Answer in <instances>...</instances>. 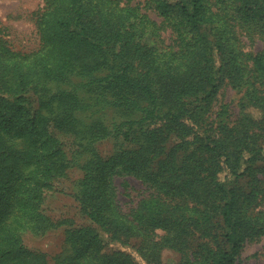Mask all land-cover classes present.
Here are the masks:
<instances>
[{
    "label": "trees",
    "instance_id": "obj_1",
    "mask_svg": "<svg viewBox=\"0 0 264 264\" xmlns=\"http://www.w3.org/2000/svg\"><path fill=\"white\" fill-rule=\"evenodd\" d=\"M144 2L176 33L177 45L146 42L145 28L156 23L129 0H44L36 17L40 45L30 51L14 49L0 29V264H49L23 233L65 223L42 204L75 165L82 175L74 198L91 223L65 229L54 264H141L131 250L161 264L165 246L181 254L175 264H234L245 242L264 234V177L252 163L263 147L249 134L264 132V49L243 51L229 21L238 17L264 34V0ZM208 24L217 31L212 42L200 31ZM219 72L243 89L241 113L252 105L262 116L242 113L235 125L225 122L222 135L199 137ZM111 108L120 120H105ZM172 133L180 141L168 151ZM57 134L72 137L83 162L67 155ZM110 135L116 149L103 156L95 143ZM181 148L188 151L178 162ZM127 175L150 189L130 214L114 182ZM244 175L248 188H228Z\"/></svg>",
    "mask_w": 264,
    "mask_h": 264
},
{
    "label": "rangeland",
    "instance_id": "obj_2",
    "mask_svg": "<svg viewBox=\"0 0 264 264\" xmlns=\"http://www.w3.org/2000/svg\"><path fill=\"white\" fill-rule=\"evenodd\" d=\"M129 3H137L141 11L147 13L149 18L156 23V26L145 28L142 38L146 42L157 46L163 45L164 48H169L174 44L177 45V41H175L176 33L167 22L161 24L163 18L156 14L149 4H146L144 0H129ZM43 5L44 0H0V29L14 49L30 51L39 47L40 40L36 32V17ZM229 21L234 25L238 46L243 51L254 55L264 49V37L262 36L264 34L255 25L248 26L245 23H240L238 17L236 20L230 19ZM212 27H215V25L208 24L201 27L200 30L211 42L215 38V32L217 33ZM224 49L225 51L228 50L227 46ZM213 52L215 65L218 67L222 63V58L215 43H213ZM217 83L218 91L211 105L199 120V128L197 130L199 137L202 136L204 138L207 134L212 136L222 135V126L225 122L230 126L235 125L242 113L248 114L254 120H259L262 116V111L252 105L243 108V112L241 113L240 99H242L243 89L234 88L226 74L224 75L222 72H219L217 74ZM25 97L30 101L32 106H37L36 94L29 91L25 94ZM103 117L107 122L120 120L121 118L117 111L115 112L112 108L105 110ZM249 134L253 141L261 144L263 147L261 158L255 159L252 162L254 169H256V174L263 178L264 132L254 127L249 130ZM58 137L63 141L67 155L69 157L75 155L79 162H83L84 155L73 152L78 147L73 143L72 137L65 134H59ZM117 141L112 135L97 141L95 143L96 152L103 156L112 154L116 149L115 142L117 143ZM179 141V137L175 133H172L167 140V150L169 151ZM187 151L186 148L178 149L175 153L176 160L180 162ZM81 175L82 170L77 165L70 167L66 177H62L56 181L53 188L45 194L42 204L44 212L55 220H65V223L43 234H36L28 230L23 233L25 245L31 249L44 252L49 264H54V256L65 247V229L69 225L78 227L91 223L85 213L80 210V206L73 194L75 191L74 184ZM249 178L248 175H244L238 181L230 183L228 188L236 185L248 188ZM114 182L117 186L119 204L127 214L132 213L139 200L147 196L150 191L145 184L132 175L116 176ZM259 208L264 210V199ZM101 237L103 242L106 243L108 235L101 231ZM197 240L198 238L192 236L191 246L195 245ZM218 240L221 241V238H218ZM209 244H214V241L210 240ZM110 246L113 248L121 247L118 243ZM226 247L227 249L230 248L228 245ZM125 249L129 250L130 248L125 247ZM131 251L139 263L146 264L138 253L134 252V250ZM180 258L181 254L178 251L165 246L161 251L160 263L175 264L180 261ZM234 264H264V234L258 238L247 240L236 255Z\"/></svg>",
    "mask_w": 264,
    "mask_h": 264
}]
</instances>
